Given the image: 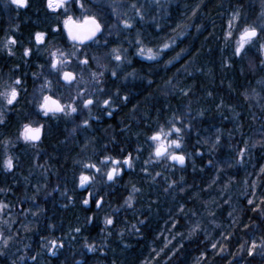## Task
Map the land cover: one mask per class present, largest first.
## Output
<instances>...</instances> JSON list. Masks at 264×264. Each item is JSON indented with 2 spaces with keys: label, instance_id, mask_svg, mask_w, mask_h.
Segmentation results:
<instances>
[{
  "label": "trees",
  "instance_id": "16d2710c",
  "mask_svg": "<svg viewBox=\"0 0 264 264\" xmlns=\"http://www.w3.org/2000/svg\"><path fill=\"white\" fill-rule=\"evenodd\" d=\"M252 2L256 3V0H172L168 22L161 28V37H173L182 31L184 35L177 38L172 48L163 51L156 62L133 60L132 69L139 72L144 79H151L148 86H139V83L136 85L141 88L138 91L141 94L139 110L146 116L142 122L144 128L137 131L127 128L126 134L124 132L126 138L122 132L116 131L111 137L112 154L118 153L122 156L121 152L124 150L132 154L141 144V134H144L146 139L151 137L155 131L154 123H164L187 113L190 114L192 128L190 137L198 146L201 142L197 140H200L202 135H208L209 130H220L225 137L248 133L247 129L251 127L248 121L250 108L245 95L248 94L247 88L254 81L253 73L258 69L253 71V66L256 63L262 68V51L248 48L242 56H234L235 35L226 39V34L230 30L229 21L234 11L239 10L241 13V21L237 24L242 23L244 19H256L255 14L252 12L250 15L251 12L247 9V6L252 8ZM29 5L17 10L13 28L4 26L3 18L0 17V49L9 36L17 40L12 47L14 55L0 50V84L11 83L19 77L23 81V88L26 89L20 94L19 104L9 108L10 112L17 107L26 110L23 100L35 84L33 79L39 78L48 65V48H72L63 31V15L48 11L45 0H29ZM3 22L5 23L4 20ZM57 26L60 31H52ZM37 31L47 33L46 42L39 46V51L33 38ZM106 31L105 28L100 39ZM26 47L32 49L30 56H24ZM169 60L171 63H168ZM169 82L175 84L176 89L167 94ZM127 114L124 120L129 123ZM240 118L241 125L238 123ZM218 119H221L220 123H217ZM233 126L237 132L231 129ZM59 127H63V124L54 123L53 128L57 133H60ZM17 128L18 122L12 113H5V122L0 124V141H11ZM69 130L70 126L64 129L65 141L71 143ZM55 134L53 132V135ZM145 138L147 149L148 142H145ZM223 142L225 143L224 140ZM43 147L42 156H47L52 161L48 164L49 171L47 170L51 177H44L42 182L33 181L35 186L27 189V186H20L24 182L19 181V176L10 178L7 175L8 172L3 167L5 148L3 143H0V189H3L0 191V202L16 206L18 217H26L24 212L34 211V215L27 217L32 220L29 225L18 224L17 227L0 229L5 236L12 237L6 248H3L0 241V250L4 253L0 255V264H145L154 256L159 257L154 260L155 264H264L259 248L254 256L247 254V247L251 244L253 235L257 244L264 238V214L252 210L256 205L264 208V204H261V201H264V191L260 188V198L253 205L248 204V198L253 196L238 198L239 209L233 210L239 214L235 228H232L231 222L223 221L221 233L210 231L208 237L198 230L192 233L195 226V220L192 219L194 212L204 213L210 198L205 197L207 182L203 186L210 174V170L206 168L209 161L207 156L196 160L194 172L189 163L185 168L170 165L175 169L169 181L178 184V193L185 196L183 200L182 196L178 195L170 202L161 193H157L155 199H152V192L144 190L132 199V206L129 207L125 203L126 200L123 201L125 196H132L128 188L120 194L108 195L104 199L105 207L100 213H85L84 210L76 215L74 212L78 209L71 205L82 206L79 201L76 203V200L69 199L67 189L73 184L63 181L62 175L69 173V156H77L78 147L73 143L66 147L62 140L53 141L49 138ZM203 168L207 170L200 174ZM152 173L153 171L147 170L146 175L151 177ZM162 174L164 171H161ZM21 176H27V173H21ZM235 177L242 186L240 179ZM182 180L184 185L181 184ZM140 181L141 179H136L135 183ZM43 183L46 191H43ZM263 184L264 178L259 181V186L262 187ZM189 185L194 186V189H187ZM55 187H59L61 193L49 195L47 191ZM8 189L10 192H7ZM35 191L41 192L43 197L36 195ZM19 206L22 208L21 212ZM65 206L67 212L57 219L55 215ZM226 207L223 206V209ZM221 211L222 208L217 212ZM107 216L113 218V225H105ZM89 217L93 218L91 223L88 222ZM217 218H220L219 214ZM163 226L169 228V234L175 236L172 240L176 241L170 247L165 241L166 233L160 235ZM76 228L81 231L76 232ZM253 228L256 231L248 233V230ZM186 233L188 241L183 238ZM240 236L242 241L245 240L244 250L241 249ZM52 239L63 241L64 245L55 249V255L49 250L50 246H44ZM86 244L93 245L95 250L89 251ZM32 257L36 259L33 260Z\"/></svg>",
  "mask_w": 264,
  "mask_h": 264
},
{
  "label": "rangeland",
  "instance_id": "374dc122",
  "mask_svg": "<svg viewBox=\"0 0 264 264\" xmlns=\"http://www.w3.org/2000/svg\"><path fill=\"white\" fill-rule=\"evenodd\" d=\"M0 3H3L0 4V17H2L5 21L4 23L2 20V24L6 27L13 28L16 18L15 15L18 9L15 5H12L10 3V0H0ZM84 3L85 7L90 13L96 14L98 18L102 20V22L106 25L107 31L104 34V37L101 40H98L93 47L79 49L80 52H86L89 57V64L87 66L79 65L76 57L70 58L71 63L68 64L66 70L75 72L77 76L76 90H71L63 86L60 75L56 71L51 69L49 64V51L60 49L65 52H71L74 49L69 48L68 50H65L58 47L48 48V65L43 69L41 75L38 77L40 79L49 78V80H35V84L32 90H30L25 100H23V105L26 107V110L31 112L33 116L29 122L39 123L36 120L38 115L36 114L34 98H38L41 96L40 89L42 86H44V94L53 95L65 104L71 103L72 99L76 96L77 90H79L83 94V98H88L91 96L106 98L116 93L122 99L123 104L125 106L128 105L130 102L128 95L130 94V89L132 88V86L137 85L138 83L139 86H148L151 82L150 78L144 79L139 72L132 69L131 66L133 60L139 59L149 62H156L161 57L160 55L156 60H149L146 58V56L138 55V45L136 44V39L139 38L145 48L150 47L154 52L161 51L163 53V51L172 48L177 42V38H181L184 34V32L182 31L176 35L174 34L173 37H171V35H168L165 38L161 37V28H163V25L167 24L168 22V13L172 0H158V2L157 0H84ZM256 3L257 6H259V9L254 21L244 19L240 24H237V22H233V28L231 30L235 35V44L238 36V30L243 26V23L256 22L258 21V18L261 16V14L264 13V0H256ZM132 4H136L137 8L140 9L141 14L143 15V19H140V16L136 14L135 9L131 7ZM113 6H118L117 12L119 13V17L113 13ZM70 9V14H72L73 17L76 18L82 15V12L77 5H70ZM250 15H252V12ZM123 19H131L133 27L131 29H125L122 23ZM109 31H111V35H109ZM105 41H107V43H105ZM165 42L170 43L171 47H169L168 49H162V44ZM260 43H264V38L258 41L255 45L248 48H254L258 50ZM12 47L13 45H11V48ZM114 47H120L122 49L128 50L125 54L127 56V60L122 63L119 68H116L117 62L112 60L107 55ZM2 50L3 52H8L7 49ZM93 56L97 57L101 64H106L107 69H101L97 64V61L92 59ZM261 56L263 58L261 59V61H264V52L261 53ZM79 58L83 59V56H80ZM175 61L176 58L174 59V62ZM250 68L252 69V65H250ZM81 69H83V71H81ZM112 69H115L117 71L118 75L116 77L111 76ZM254 70H256V72ZM99 71H104V76L97 84L95 81H93L91 73ZM253 71L255 78L246 90L248 94L245 95V98L247 97L246 102L248 104V107L250 108V116L248 117V121L251 125V127L247 129L248 133L246 135H242L241 133H239L234 137H225L220 130H209L208 136L206 138L207 143L203 144V142H201L200 146H198L195 144L194 140H191L190 137V129L192 130V128L191 126H188L190 125L189 113L185 114L184 116H180V118L183 120V124H181L180 120H177L175 118L170 119L164 123L157 122L153 125L155 131L152 133V135L161 127H163L165 131H167L173 123H175L176 126L182 127L184 129L180 134L181 136H183L182 146L180 149H175V151L177 152V154L186 155L188 163L194 168L192 172L195 171V168L197 166L196 160L198 158L207 156L209 160L212 161L211 164L207 163L206 165V168L210 170V174H208V178L203 185L205 186L207 182V193L205 197L210 198L208 199L205 212H194L192 218L195 220V226L199 225L196 230L205 234L207 237L209 236L210 231L221 233L223 221L231 222V225L233 226L232 228H235V223L237 222L236 217H239V214L237 212H234L233 210L239 209L240 203L238 202V198H243L248 195L253 196L251 198H248V200L251 199L254 201V203H257V199L260 198V196L258 195V188L264 191V184L262 185V187L259 186V181L264 178V172H261V168H264V64H262V68H260L255 63V66H253ZM129 73H132V75H129ZM81 76H83L82 81L80 80ZM45 81H50V83L46 85ZM97 88L103 89V93L96 92ZM56 89L58 90L57 92ZM175 89V84H170V82L167 83V94ZM124 96H127V100L123 99ZM137 102H139L138 98L136 101L130 103V105L128 106L129 109L133 110L137 105ZM75 105L78 108L79 115L77 116L76 113H71L70 115H66V118H70L71 120L76 119V121H78V126L80 125L79 127L81 129L83 121L82 123H80L79 121L81 120L78 119L84 117L85 110L82 106L81 100H75ZM9 108L13 107H5V113L9 112ZM139 109H134L130 113V122L127 124L128 129L130 128L131 124L138 122L139 125V123L145 120L146 116L144 115V112L140 111ZM150 119L151 118L149 117L148 120ZM220 120L221 119H218L217 123H220ZM126 122L127 120L124 121V123ZM238 123L240 125L242 124L241 118ZM231 129H235V126L231 127ZM77 131L79 132L78 129H76V132ZM99 131L100 138L96 139L97 144H104L106 141H111L110 132H107V130L104 131L102 128ZM81 132L82 134H87L83 130ZM176 135L177 134L173 132V134L168 137V139H175ZM217 136L220 137V141L216 148L213 149L212 145L213 143H215ZM223 140L225 141V143L223 142ZM245 141H247L248 143V150L244 153L243 162L237 163V160L240 159V150L245 148ZM145 142H148V150L144 145L136 151V154L132 155L133 165L131 169L133 170V172L131 173V176H129L128 180L130 181H128L124 186H120V188H130L133 199L137 194L140 195L142 191L150 190L152 192V199H155L157 193H161L164 197L168 198L170 202H172L176 196H182L181 193H178V184H174L171 180L169 181V177L175 169L171 168L170 166L172 161L165 158H156L154 155V142L146 138ZM16 144L27 146V143L22 138L19 139ZM34 151L37 153H41L42 150L39 147L34 149ZM92 152L93 151H91L90 147L87 145H85L82 150L83 156H90ZM87 162L97 163L98 160L89 158ZM73 165L79 171H81L83 166L82 159H75ZM97 166L100 167L98 163ZM206 168H203L200 171V174L206 171ZM39 169L45 171V169L43 168ZM144 169L153 171L152 176L148 177L146 175L147 171H144ZM83 170L90 171V173L92 174L94 169ZM161 171H164V174L161 175ZM157 173H159V175H157ZM235 176L240 179V183H243L242 186H240ZM136 179H141V181L137 184L135 183ZM181 184H185L184 180H182ZM133 186H135L136 189H139V191L133 192ZM109 187L110 188L108 189V192L103 195L96 196L95 190V195L94 197L92 196L91 202L93 199L95 201L96 199H99L107 195L108 193L111 194L113 192L112 188L119 186L113 185ZM186 188L192 190L194 189V186L189 185ZM7 191L9 192V189ZM56 191L57 190H49L48 193L50 195ZM2 196L5 199V195L3 194ZM128 197L129 196H125L123 198V201H125ZM183 199H185V196L181 197V200ZM90 203L88 205H84L82 203V206L86 208L90 205ZM2 204L6 205V207L0 210V229L11 228L13 222L7 221L5 219V216H9L10 213H12L13 216H16L17 212H15L14 208L9 204L4 202H2ZM223 206H227L225 210L223 209ZM93 207H95V211L98 209L95 206V203L93 204ZM179 207L182 208L180 204ZM108 208L110 209V206H108ZM221 208L222 211L217 212ZM19 211L21 212L22 209L19 208ZM29 213L30 212H25V215H29ZM218 214L220 215L219 219L217 218ZM255 231L256 230L253 228L248 230V233H252ZM162 233L163 231L160 232V235H162ZM243 234L246 235L245 233ZM174 237L175 236L170 235L169 233L165 234V241L168 242L169 247L174 241H176L172 240ZM247 237L248 236H246V238ZM183 238L185 241L189 240V237H187V233ZM242 239V236H240V241L244 245L245 240L242 241ZM252 239L254 240V235L252 236ZM219 251L221 252V250ZM260 258L264 261L263 254H260ZM157 259H159V257L154 256L152 260L148 261L145 264H155L154 260Z\"/></svg>",
  "mask_w": 264,
  "mask_h": 264
},
{
  "label": "snow or ice",
  "instance_id": "6c2138e0",
  "mask_svg": "<svg viewBox=\"0 0 264 264\" xmlns=\"http://www.w3.org/2000/svg\"><path fill=\"white\" fill-rule=\"evenodd\" d=\"M158 2V0H157ZM12 5H15L17 9L20 8H27L29 7V0H10ZM77 5L82 12V15L79 17L74 18L72 14H70V5ZM45 7L48 11L52 13H58L63 15V31L67 34V39L71 42V46L74 49L71 52H65L60 49H56L55 51H49L50 57V67L54 71H56L60 78L65 82L67 85H72L73 83L77 82V76L74 71L66 70L69 63H71V57H76L78 60L79 65L87 66L89 64V57L86 52H80V46H87L86 42L88 41H96L99 34H102L105 31L106 25L102 22L100 18L96 14H92L88 11L85 7L84 0H45ZM118 6H113L112 11L119 17V13L117 12ZM131 7L135 9L136 14L140 16V19H143V15L140 12V9L137 8L136 4H132ZM241 21V13L239 10H236L232 14V18L229 21V31L226 34V39H229L233 35V22L239 23ZM123 27L125 29H131L133 27V23L131 19H123L122 20ZM114 27V26H113ZM52 31H60L59 26L52 29ZM109 35H111V31H109ZM46 32L37 31L34 34V40L37 45V51H39V46L45 44L46 42ZM264 38V13L258 18V21L248 23L244 22L243 26L238 30V36L236 40V46L234 48L233 55L234 56H242V54L247 50L248 47L255 45L258 41ZM174 42V39H173ZM17 40L13 36H9L2 45V49H7L9 55H14L12 52L11 45H15ZM107 43V41H105ZM136 44L138 45L137 54L141 56H146L149 60H156L158 56L162 54L161 51L154 52L152 48H145L142 44V41L137 38ZM171 47L170 43H163L162 49H168ZM0 49V50H2ZM260 51L264 52V43L259 44ZM127 49H122L120 47H114L111 51L107 54L112 60L116 61V68H119L122 63L127 60ZM79 53V55H78ZM32 54V49L26 47L24 49V56H30ZM83 56V59L79 57ZM175 58V57H174ZM93 60L97 61L98 66L101 69H107L106 64H101L99 59L95 56L92 57ZM171 63V60L168 61ZM264 64V61H261ZM83 71V69H81ZM35 75V74H34ZM118 75L115 69L111 70V76L116 77ZM132 75V73H129ZM104 76V71L99 72H92L91 77L93 81L97 84L100 82L101 78ZM80 80H83V76L80 77ZM50 81H45V84H49ZM0 124L5 122V107L12 106L15 107L20 102V94L22 91H26L23 88V81L17 77L16 79L12 80L11 83L4 82L0 84ZM103 89L97 88L96 92L103 93ZM255 91V90H253ZM41 96L35 99V107H36V114L42 117H55L57 114H64L70 115L71 113H76L78 111L77 106L75 105V100H81L82 106L84 108H89L95 101L91 98H83V94L77 90L76 96L72 99L71 103H62L60 99L53 98V95L44 94V86L40 89ZM247 98V97H246ZM124 100H127V96L123 97ZM113 97L109 96L107 99L102 100V105L105 107L110 106L113 103ZM111 115V112L108 113ZM203 115V113H200ZM177 120H180L181 124H183V120L180 117H176ZM89 121L85 119L83 121L84 125H88ZM190 126V125H188ZM44 129V124L36 123V122H29L25 123L22 126V131H20L19 136L17 139H23L25 142L35 143L41 139V133ZM182 127L176 126L175 123L169 127L167 131L161 127L158 131H156L151 137L150 140L154 142V155L156 158H165L171 161L178 163L179 165L183 166L186 163V155L184 154H177L175 149H180L182 146L183 136L180 134L183 132ZM176 133L175 139H168L172 134ZM166 141V142H165ZM220 137H216L215 143H213L212 148H216L219 144ZM3 143L5 148V159L3 161V167L6 171H11L14 168V161L13 157L7 155V149L9 147L10 141H0ZM207 143V141H205ZM255 146V145H253ZM248 150V143L245 141V148L241 149L239 152L240 159L237 160V163L243 162L244 153ZM138 158V157H137ZM99 165L103 166L106 170L103 172V176H106L108 181H114L122 168H119L121 164L127 165L129 168L132 167V156L128 154L122 161L118 159H114L111 156H103L97 162ZM97 163L85 162L83 163L82 170L77 178V187L88 190L91 184L96 180V174L101 173V167L97 166ZM109 163L114 165L113 167H108ZM209 164L212 163L211 160L208 161ZM83 169H94L92 174H87ZM147 171V169H144ZM261 172H264V168H261ZM159 175V173H157ZM183 179V178H181ZM175 184L176 182L173 181ZM3 191V189H0ZM139 189H136L133 186V192H137ZM92 193L89 191L87 197L82 200L84 205H88L91 202ZM71 199V197L69 198ZM133 197L130 195L125 203L128 204L129 207L132 206L131 201ZM95 205L97 208L102 206L103 198L96 199ZM254 201L249 199L248 204L253 205ZM261 204H264V201H261ZM6 205L0 203V210H2ZM253 211H260L264 214V208H261L260 205H256ZM231 215V213H230ZM92 217L88 218V222H92ZM105 225H113L114 220L111 216L105 217L104 221ZM142 223V222H141ZM199 225L194 226L192 229L193 232L196 231ZM247 227V225L245 226ZM76 232H80V228L75 229ZM111 234V233H109ZM11 236H5L3 231L0 230V241H2L3 248L8 246L9 240H11ZM247 243V242H246ZM45 247H49V250L55 255V249L57 247L62 248L63 241H57L56 239H52L48 241ZM86 247L89 251H94V247L91 244H86ZM213 247L215 248L216 245L214 244ZM245 245H241V249L244 250ZM260 249L261 253L264 254V238L261 239L260 243L257 244L255 240H252L251 244L247 247V254L248 256H254L256 249ZM3 251L0 250V255H3ZM23 259V257H21ZM35 260V257H32ZM15 264V262H14Z\"/></svg>",
  "mask_w": 264,
  "mask_h": 264
},
{
  "label": "flooded vegetation",
  "instance_id": "af4514ba",
  "mask_svg": "<svg viewBox=\"0 0 264 264\" xmlns=\"http://www.w3.org/2000/svg\"><path fill=\"white\" fill-rule=\"evenodd\" d=\"M0 4H3V3H0ZM35 80H49V78L33 79V81H35ZM33 86L30 88V90H32ZM63 86H65L66 88L71 89V90H76L77 82L73 83L70 86L63 83ZM140 89L141 88L136 86V85L132 86V88L130 89V94L128 95L130 102L126 106L123 104L122 99L116 93L110 95L113 97L114 102L108 107H105L102 105V100L107 99L108 97L103 98V97L91 96V98L95 102L89 108H87V109L84 108V110H85L84 117L78 119V120H81L79 122L82 123V121L89 118V119H87L89 121V123H88V125L82 124L81 129L79 127L80 125L78 126V121H76V119L71 120L70 118H66V115H64V114H57L55 117L38 116L36 120L39 123L44 124L42 139L38 142H35V143L26 142L27 146H23L21 144H16V143L18 141L17 137L19 136L20 131H22L23 124L28 123L32 119V117H33L32 113L29 112L28 110H25V113L23 115H21L22 118L19 115L16 117L14 116L15 120L18 122V128L15 130L14 134L12 135V138L10 141L11 143L9 144V147H8V150H9L8 155L13 157L14 168L11 171H9L7 175L10 178L13 176L16 178L19 176L20 177L19 181L24 182L23 185H20V186H27V189H30L32 186H35L32 183L33 181L42 182V181H44V177H45V179H47L48 177H51V176H49V172H47V169H45V171H43L40 169L37 170L35 168V164L43 163V158H44L42 156V152L44 150L43 146L46 144V140L49 138V140H53V141L62 140V144L66 147L70 146L71 143H73V145H77V147H78L77 156H69V161L71 163V169L68 170L69 173L62 175L63 181H67V182L70 181L73 184L72 186H68V189H67V195H69L71 197L70 200H76V203H77V201H79L80 205L82 206V200L87 197V194L89 191L93 194L92 195L93 197L95 195V190H96V196L97 195H103V194L108 192V189L110 188L109 186H113V185H118L119 187H113L112 188L113 192L111 194L108 193L105 196L120 194L121 192L126 191L127 188H120V186H124L128 181H130L128 179H129V176H131V173L133 172V170L131 168H129L127 165L121 164L120 166H118L119 168H122V171L119 172V174L117 175V177L115 178L114 181H108L106 176H103V172L106 169L100 165L101 173L96 174V180L91 184V186L88 188V190L85 191V189L77 187V178L80 174V171L73 165V162L75 159H80V160L82 159V163H85L89 160V158L99 160L103 156H111L114 159H118V160L122 161L126 156H128L129 152H127L126 150L121 152L122 156H119L118 153L116 155L112 154L113 147H112L111 141H109V142L106 141L104 144L99 145L96 143V141L94 139L100 138V131L99 130L101 128L104 131L107 130V132H110L111 133L110 137L114 136L116 134V131L122 132V134H124V132H125V134H126L128 123H124V121H125L124 118L126 116V113H128L127 115H130V113L134 109H139V106H140L139 102H137V105L135 106V108L133 110L129 109L128 106L130 105L131 102H134L137 100V98L138 99L140 98L141 94L138 92ZM56 91H58V90L56 89ZM109 112H111V115L108 114ZM9 113H10V111H9ZM26 114H27V116H26ZM76 115L77 116L79 115L78 111L76 112ZM56 122H60L61 124H63V127H59L60 133H57L53 128V125ZM68 126H70V130H69L70 138L69 137H67V138L70 139L71 143H68L65 141L66 133L64 132V129L67 128ZM76 129H78L79 132L78 131L76 132ZM82 130L85 131L87 134H82V132H81ZM53 132L56 133L57 135L56 134L53 135ZM125 134H124V137L125 136L127 137V135H125ZM76 139H79V140H76ZM141 139H142V141H141V144H139L140 145L139 147L145 145L143 134H141ZM85 145L89 146L91 151H93L90 154V156H83V154H82V150H83ZM39 147L42 150L41 153L35 152L34 149L39 148ZM136 151L137 150L135 149V151L131 154V156L136 154ZM132 161H133V158H132ZM51 162L52 161L49 160V158H48V161L46 163L49 164ZM33 164H34V166H33ZM187 165H188V163L186 161L185 167ZM113 166L114 165H111V163H109V165H108V167H113ZM85 172L87 174H91L90 171H85ZM93 172H94V170H93ZM21 173H27V176H21ZM15 184H16V182H15ZM43 185H44V183H43ZM51 190H57L56 192H54L52 194L59 195L61 193V190L59 187H55ZM43 191H46L45 185L43 186ZM48 191H47V193H48ZM9 192H10V190H9ZM105 196L102 197L103 198L102 206L99 207L96 211H95V207H93V204L95 203L94 199L92 200L90 205L87 206L86 208H84L82 206L83 211L85 210L84 211L85 213L90 212L92 214H95L97 212L100 213V210L102 209V207L105 206V203H104ZM0 203H2V202H0ZM11 207H13L15 212H16V206H11ZM19 208H21V207L19 206L18 209ZM33 212L34 211H31L29 213V215H26V217H24L23 215L18 217V213L16 216H13V214L10 213L9 216H5V219L9 222H13L11 228L17 227L18 224L27 226L32 221V220L27 219V217H29L30 215H34ZM24 214H25V212H24ZM57 248H59V247H57Z\"/></svg>",
  "mask_w": 264,
  "mask_h": 264
},
{
  "label": "bare ground",
  "instance_id": "6f19581e",
  "mask_svg": "<svg viewBox=\"0 0 264 264\" xmlns=\"http://www.w3.org/2000/svg\"><path fill=\"white\" fill-rule=\"evenodd\" d=\"M247 9L249 10V12H253L255 14V16L257 15L258 13V9H259V6H257V3H253L252 2V8L247 6ZM10 113H12L13 116H20V115H23L25 113L24 109L22 107H17L15 108V110L13 109V111H11ZM143 124L142 122L139 123L138 125V122H135L133 124H131L130 126V129L134 130V131H137V130H143ZM205 132H207L206 130H204ZM208 135H202V138L197 141H200V142H203V141H206V138H207ZM136 150L140 149V147H137L135 148ZM48 161V157L47 156H44L43 158V163L41 164H35V168L38 170L39 168H44V169H49V166L48 164L46 163ZM49 171V170H48ZM36 195H39L40 197H43V194L39 191H35ZM182 204V202H181ZM73 206L74 209H78L76 210L74 213L77 215L79 214L81 211H83V208L82 207H77L76 205H71ZM65 212H67V206H65L63 209H61L60 211L57 212V214L55 215L57 219L60 218V216H62ZM50 225H53V223H50ZM163 232L165 233H170L171 230L165 226H163L162 228ZM171 235V234H170Z\"/></svg>",
  "mask_w": 264,
  "mask_h": 264
},
{
  "label": "water",
  "instance_id": "95a60500",
  "mask_svg": "<svg viewBox=\"0 0 264 264\" xmlns=\"http://www.w3.org/2000/svg\"><path fill=\"white\" fill-rule=\"evenodd\" d=\"M100 35H101V34H99L98 37H99ZM98 37H97V38H98ZM91 42H93V41H88V42H86V44H87V43H91ZM42 133H43V131H42ZM42 133H41V139H42ZM41 139H40V140H41ZM40 140H39V141H40ZM36 142H38V141H36ZM173 162H174V161H173ZM174 164H176V165L179 166V167H185V165H186V163H185L183 166H181V165H179V164L176 163V162H174Z\"/></svg>",
  "mask_w": 264,
  "mask_h": 264
}]
</instances>
